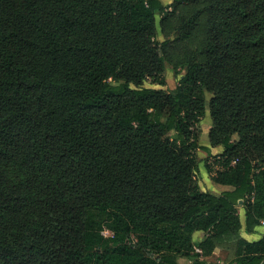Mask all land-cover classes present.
<instances>
[{
  "label": "trees",
  "instance_id": "obj_1",
  "mask_svg": "<svg viewBox=\"0 0 264 264\" xmlns=\"http://www.w3.org/2000/svg\"><path fill=\"white\" fill-rule=\"evenodd\" d=\"M262 221L264 0H0V264H264Z\"/></svg>",
  "mask_w": 264,
  "mask_h": 264
},
{
  "label": "rangeland",
  "instance_id": "obj_2",
  "mask_svg": "<svg viewBox=\"0 0 264 264\" xmlns=\"http://www.w3.org/2000/svg\"><path fill=\"white\" fill-rule=\"evenodd\" d=\"M164 6H170L172 4L173 0H159ZM192 10L191 9H186L185 11H183V14L185 15H189L190 12ZM176 23V22H175ZM178 23L176 24H167L166 27L164 28L165 31L171 36H174V32H173V28H175V26H177ZM156 29H157V33H158V39L160 42H163L165 40L163 33H162V27H161V16L157 15L156 16ZM204 23L201 22L197 28V30L194 32L193 35V44L192 46L194 48L196 47H201L204 43ZM178 60V56L172 55L169 59V61L166 63V71H165V82L166 85L165 86H159V85H154L152 84L150 81H147L144 84L145 88H151V89H163V90H167V91H171L174 90L177 87V77L174 75V63H176ZM181 75L184 74L183 70H180ZM207 98L208 101L211 100L212 95L211 94H207ZM212 121H211V117L208 115V117L206 116L203 121H202V136H201V140L200 143L202 142V140L205 138V136L208 137L207 134H205L206 132L209 131V128L211 127ZM205 134V135H204ZM237 139V138H235ZM202 144V143H201ZM199 176H198V180L200 183L201 188L204 191H208V192H213L214 191V187H220L219 185L215 184L214 182H212V185H210L211 183H209L208 178H207V171L205 169V164L204 162L206 160H209V163L214 166L215 165V161L213 158L208 157L207 155L203 154V153H199ZM214 170H218L217 166H214ZM209 176H211L210 174H208ZM211 178V177H210ZM239 214L242 218V221H244V212L243 210L239 211ZM106 235H111L109 232H105ZM243 237L247 240V241H257L259 239H261L262 237H264V228H257V230L255 231L254 236H248L247 234L243 233ZM235 251H236V244H229V245H223L220 246L218 249H216L214 255L208 260L209 262L213 263V264H227L229 263L231 260L234 259L235 257ZM180 264H191L190 261L188 260H180L179 261Z\"/></svg>",
  "mask_w": 264,
  "mask_h": 264
},
{
  "label": "crops",
  "instance_id": "obj_3",
  "mask_svg": "<svg viewBox=\"0 0 264 264\" xmlns=\"http://www.w3.org/2000/svg\"><path fill=\"white\" fill-rule=\"evenodd\" d=\"M207 117H208V115H207ZM205 134H207L208 135V137L207 136H205V138L202 140V145H204V146H206V147H210V142H209V131L208 132H206ZM204 134V135H205ZM223 152V147H217V148H211V153H212V155H218V154H221ZM211 176H209L208 175V172H207V178H208V181H209V183H211L210 185H212V180H211V178H210ZM220 187H214L213 189H214V191L213 192H211L212 194H214V195H221L222 193H224V192H227V191H232L233 190V188H231V187H225V186H221V185H219ZM250 236H254V235H250ZM204 237H205V234L204 233H202V232H199V233H196L195 234V236H194V240H195V242H200V241H202L203 239H204Z\"/></svg>",
  "mask_w": 264,
  "mask_h": 264
},
{
  "label": "built area",
  "instance_id": "obj_4",
  "mask_svg": "<svg viewBox=\"0 0 264 264\" xmlns=\"http://www.w3.org/2000/svg\"><path fill=\"white\" fill-rule=\"evenodd\" d=\"M233 164H234V163H233ZM261 224H262V227H264V221H262Z\"/></svg>",
  "mask_w": 264,
  "mask_h": 264
}]
</instances>
